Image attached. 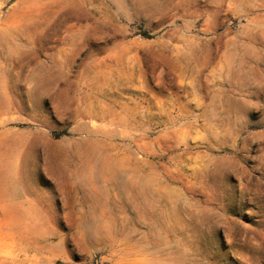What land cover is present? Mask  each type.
Instances as JSON below:
<instances>
[{"label":"rangeland","instance_id":"374dc122","mask_svg":"<svg viewBox=\"0 0 264 264\" xmlns=\"http://www.w3.org/2000/svg\"><path fill=\"white\" fill-rule=\"evenodd\" d=\"M0 264H264V0H0Z\"/></svg>","mask_w":264,"mask_h":264}]
</instances>
